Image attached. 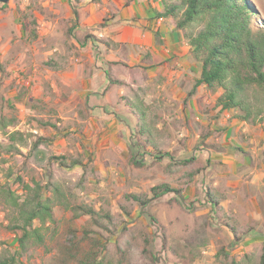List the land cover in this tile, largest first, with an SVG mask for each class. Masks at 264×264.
Masks as SVG:
<instances>
[{
	"label": "clouds",
	"instance_id": "clouds-1",
	"mask_svg": "<svg viewBox=\"0 0 264 264\" xmlns=\"http://www.w3.org/2000/svg\"><path fill=\"white\" fill-rule=\"evenodd\" d=\"M149 2L131 0L125 10L124 0L120 4L112 0L120 12L106 31L143 32ZM152 8L165 11L161 0H155ZM136 13L138 22L132 18ZM176 23L180 25L181 20ZM159 26L155 22L153 30ZM172 30V26L163 29L165 33ZM83 32L81 28L74 34L82 38ZM73 43L68 40L53 49L63 67L79 64ZM7 47V42L0 44L5 56ZM193 55L174 62L179 75L173 73L163 83L155 80L156 73L143 71V66L132 68L130 79L119 66L106 78L107 57L89 66L91 107L83 118L72 117L85 138L77 135L75 127L69 128L74 155L83 160V166L71 172L57 169L52 186L46 193L41 190L40 200L35 199V189L36 184L49 182L42 174L46 160L39 168L33 165L35 171L29 168L20 173L28 191L22 185L13 186L15 168L11 178L7 166L0 170V264H264V84L256 81L254 73L242 74L239 79L244 93L233 102L228 99L231 77L211 85L201 81L195 94L188 95L200 75L198 66L192 71ZM185 79L181 89L180 82ZM119 80L126 82L120 84ZM216 96L223 97L220 106L214 103ZM201 97L207 101L201 102V109H214L205 116L195 114V120L204 125L201 131H211L212 117L226 105L220 123L230 128L231 136L214 135L203 146L199 135L185 139V117ZM8 115L5 110L3 116ZM101 121L95 131H103L104 125L115 129L105 137L115 150V156L108 158L110 164L98 155L89 159L93 124ZM116 132L123 133L119 142ZM0 139L6 141L7 137L0 135ZM31 143L27 141L29 149ZM213 144L215 148L210 147ZM42 147L47 153V146ZM165 152L172 156L164 157ZM193 156L194 161L185 163ZM136 164L142 167L135 168ZM152 176L155 178L147 179ZM153 188L156 190L151 191ZM45 195L56 225L47 218L41 222L37 204L44 203ZM76 205L92 229L83 243L70 234L71 226L63 220L66 209ZM93 219L98 226L91 223Z\"/></svg>",
	"mask_w": 264,
	"mask_h": 264
},
{
	"label": "rangeland",
	"instance_id": "rangeland-1",
	"mask_svg": "<svg viewBox=\"0 0 264 264\" xmlns=\"http://www.w3.org/2000/svg\"><path fill=\"white\" fill-rule=\"evenodd\" d=\"M248 3L255 12V24L258 27H264V0H248ZM106 8L108 7L103 0H90L89 4H84V0H8L6 3L0 0V44L5 42L8 44L6 56L3 51H0V135L7 137L6 141L0 139L1 146L9 145L8 136L2 127L3 119L17 117L19 122L16 126L10 127L9 132L19 130L47 137L53 142L52 150L56 156L74 155L75 143L69 141V128L75 127L77 135L81 139L85 138L80 126L72 120V117L75 115L83 118L85 112L91 107L89 101L93 93L89 92L91 84L87 79L89 66H95L96 59L107 57L104 63L108 71L119 66L126 71L129 79L132 68L141 69L140 64L143 63V59L139 61L137 50L129 43H118L117 49H108L100 43L101 39L108 37L99 36L96 32L108 27L114 19L113 12H106ZM81 28L84 30L82 38L74 34ZM68 40L74 41L71 48L77 49L74 55L79 60V64L73 63L69 70L55 72L47 66V63L57 54L53 52V49ZM147 63L149 64L148 61ZM144 66L143 71L156 73L155 80L163 83L168 79V75L157 72L152 67L149 69L148 65L144 64ZM144 79L147 80V77ZM70 84L71 87H69ZM184 86L179 85L181 89ZM218 97L214 99L215 104ZM25 99L27 103L24 102ZM202 101L207 103L201 97V100L196 102L185 117L184 127L188 132V137L185 139L199 135V144L203 146L209 137L214 135L216 138L221 134L231 136L230 128L220 123L224 110L212 117L214 126L211 131H201L204 125L195 120V114L205 116L209 111H214V109H201ZM5 110L9 113L7 117L3 116ZM103 111L107 113L108 110L104 108ZM231 119L232 117H229L227 123L230 124ZM102 123L101 121L93 124L94 143L90 145L89 159L98 155L110 164L108 158L115 156V150L111 141L105 137L110 136L115 129H108L107 125H104L103 131H95ZM172 130H177L175 123ZM207 133H210V136L204 138ZM122 136L123 133H115L117 142ZM178 143L184 144L183 141ZM81 147L83 148L84 145L81 144ZM132 147L135 148L136 145ZM210 147L215 148L216 145L213 144ZM17 149L20 154L15 155L5 154V150L0 149L4 153L3 156L0 154V170L3 166H7V176L11 178L15 168L17 174L13 186H24L28 183L20 173L25 172V169L32 168L33 171L35 169L31 166L25 168V155L29 151L27 141ZM120 156L123 157L124 153L121 152ZM171 156L172 153L164 157ZM195 159L193 156L185 163H191ZM129 174L134 175L132 169H129ZM43 176L45 177L44 174ZM154 178V176L147 177V179ZM66 213L68 214L63 217V220L71 226L70 234L74 238H80V242L83 243L92 231L87 226L88 221L70 211L66 210ZM125 214L127 215V212ZM51 223L56 225L57 220L53 218ZM91 223L98 226L94 220Z\"/></svg>",
	"mask_w": 264,
	"mask_h": 264
},
{
	"label": "trees",
	"instance_id": "trees-1",
	"mask_svg": "<svg viewBox=\"0 0 264 264\" xmlns=\"http://www.w3.org/2000/svg\"><path fill=\"white\" fill-rule=\"evenodd\" d=\"M161 3L165 7V11L155 10L156 17L172 20L176 30L178 27L183 29L177 31L181 33L183 40L191 48L190 54L195 53L192 57L201 67V75L195 82L193 91L188 95L195 94L201 81L211 85L216 81L229 80L231 77L232 93L228 99L233 102L244 93V88L239 79L242 74L254 73L256 81L264 84V27H258L255 24V12L248 0H161ZM178 18L181 20L180 25L176 23ZM156 36L159 38L158 34ZM100 43L108 49H117L119 46L118 42L110 38L101 39ZM55 56L47 63L50 69L55 72L70 69L71 65L63 67L55 59ZM106 75L108 78L112 75V71H108ZM142 78L144 79V77ZM248 78L251 79L252 77L249 75ZM109 81L111 84L112 81ZM125 82L119 80L120 84ZM131 82L136 83L135 80ZM222 99V96L217 98V106L221 105ZM226 107V105L222 106L221 110ZM18 122L17 117L3 119L2 127L8 136L9 145H0V149L5 150V154H20L17 144L22 145L28 140L32 141L31 147L25 155V168L33 165L39 168L45 160L47 161V168L43 169L42 173L49 182L44 185L36 184L35 189L37 193L35 199L40 200L41 190L43 189L46 193L52 186L51 182L57 174V169L67 172L82 167L83 160L72 154L56 156L52 150L53 142L47 137L19 130L9 132L8 129L16 126ZM207 136H210V133H207L204 138ZM45 145L47 146V153L42 147ZM0 154L4 155L1 150ZM169 155L170 153H164V156ZM135 167L140 168L142 165L136 164ZM30 183L35 184V180L33 179ZM23 190H29L28 184L23 186ZM155 190L152 189V191ZM8 192L9 195L12 194L11 189H8ZM48 200L49 197L45 195L44 203L37 204V209L41 214V222L45 218L53 220L52 210L47 206ZM66 210L74 213L77 217L80 216L78 214L80 206L70 207ZM94 222L96 223L95 220Z\"/></svg>",
	"mask_w": 264,
	"mask_h": 264
},
{
	"label": "crops",
	"instance_id": "crops-1",
	"mask_svg": "<svg viewBox=\"0 0 264 264\" xmlns=\"http://www.w3.org/2000/svg\"><path fill=\"white\" fill-rule=\"evenodd\" d=\"M103 2H105V0H103ZM153 3H155V0H150V2L147 4V8L145 10L147 19L145 21V29L143 32L133 33L128 31L127 29L108 32L106 31L109 28L108 26L96 33H98V35L102 37L107 36L108 38L118 43H129V45L137 50L139 61L143 59V63L140 64L141 66H144L145 64L149 66L147 67L149 69L151 67L156 71L157 69H159L160 73L168 75V77L173 73L179 75V73H177L174 62L180 60L183 56L190 55L191 48L189 47L188 43L183 40L181 33L176 30L175 24L172 20L156 17L155 10L157 9L152 8ZM105 4L108 7L105 9V11L108 13L113 12L114 19L112 21H115L116 16L120 12V9L116 8L115 4H120V0H115V4L112 3V0H107V3ZM130 6L131 0H124L123 9L126 10L130 8ZM161 7L163 8L162 3ZM83 16L85 17V15ZM132 18L134 22H138L140 20V16L138 13L134 14ZM155 22H159L160 26L155 27V29L153 30V25ZM167 26H172L173 30L165 33L163 29ZM157 34L159 35V38H157ZM192 59L194 61V67L192 68V71H195L196 66H198L201 75L200 64L193 57ZM147 61L149 62V64L147 63ZM172 68L174 70H171ZM185 83L186 79L181 80L180 82V84L183 85H185Z\"/></svg>",
	"mask_w": 264,
	"mask_h": 264
},
{
	"label": "water",
	"instance_id": "water-1",
	"mask_svg": "<svg viewBox=\"0 0 264 264\" xmlns=\"http://www.w3.org/2000/svg\"><path fill=\"white\" fill-rule=\"evenodd\" d=\"M8 0H1V2L6 3Z\"/></svg>",
	"mask_w": 264,
	"mask_h": 264
}]
</instances>
